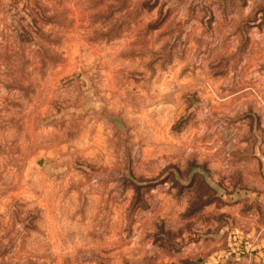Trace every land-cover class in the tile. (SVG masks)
Wrapping results in <instances>:
<instances>
[{"label":"rangeland","instance_id":"1","mask_svg":"<svg viewBox=\"0 0 264 264\" xmlns=\"http://www.w3.org/2000/svg\"><path fill=\"white\" fill-rule=\"evenodd\" d=\"M263 180L264 0H0V264L200 263Z\"/></svg>","mask_w":264,"mask_h":264},{"label":"crops","instance_id":"2","mask_svg":"<svg viewBox=\"0 0 264 264\" xmlns=\"http://www.w3.org/2000/svg\"><path fill=\"white\" fill-rule=\"evenodd\" d=\"M256 1L257 0H245V3L253 4ZM260 174L259 172V175ZM259 178H261V175ZM259 196L257 202L259 206H261V203L264 204V194L261 193ZM213 212L215 214L220 213L221 216L224 215L227 223H229V218H231V221L235 222V224L231 227L227 224H220L214 232L212 226H210L211 223L209 224L206 221L207 218L213 216ZM199 213L198 216L196 215L200 220L199 223L196 224L197 218H194L195 225L194 229L191 231L194 233L193 237L195 239L192 241L191 245L194 249L205 246L207 250L205 251L206 253L198 259L202 260V262L196 264H224L229 254L232 255L238 250L243 251L242 247L244 250H249L251 252L250 260H252V264H264V207H255V212L250 211L249 207H204ZM230 213L232 217H229ZM215 225L217 226V224ZM145 234L146 232H143L142 235L144 236ZM182 234L183 236H191L190 231ZM232 238L236 241L234 242V245L237 246L236 250L232 245ZM197 252L198 251H196V253Z\"/></svg>","mask_w":264,"mask_h":264}]
</instances>
